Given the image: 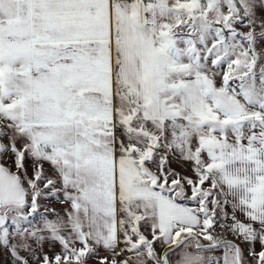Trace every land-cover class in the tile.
Segmentation results:
<instances>
[{
  "label": "snow or ice",
  "instance_id": "snow-or-ice-1",
  "mask_svg": "<svg viewBox=\"0 0 264 264\" xmlns=\"http://www.w3.org/2000/svg\"><path fill=\"white\" fill-rule=\"evenodd\" d=\"M0 264H264V0H0Z\"/></svg>",
  "mask_w": 264,
  "mask_h": 264
}]
</instances>
